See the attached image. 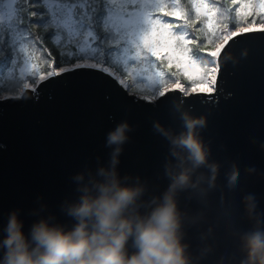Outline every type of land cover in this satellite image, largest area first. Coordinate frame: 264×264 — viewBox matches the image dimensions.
Segmentation results:
<instances>
[{
    "label": "water",
    "instance_id": "1",
    "mask_svg": "<svg viewBox=\"0 0 264 264\" xmlns=\"http://www.w3.org/2000/svg\"><path fill=\"white\" fill-rule=\"evenodd\" d=\"M220 65L216 86L227 96L183 97L171 91L147 101L129 94L107 73L79 68L53 77L35 92L27 91L22 103L0 101V239L13 210H20L26 234L34 222L49 215L71 227L74 221L61 206L79 195L72 177L86 170L95 174L99 166L108 165L106 135L122 121L134 131L128 133L119 158L121 177L139 176L146 182L145 200L161 195L169 183L163 167L169 144L153 125L181 131L174 107L181 103L193 115L207 118L201 136L211 148V159L222 165L218 187L206 197L180 196L181 209L196 219L186 228V242L197 264H239V234L252 227L242 197L255 194L264 211V33L235 37L221 54ZM233 165L239 183L229 192L227 176ZM249 167L256 172L247 173ZM42 204L45 212L30 214ZM207 247L211 251L203 254ZM133 251L130 242L129 254Z\"/></svg>",
    "mask_w": 264,
    "mask_h": 264
},
{
    "label": "clouds",
    "instance_id": "2",
    "mask_svg": "<svg viewBox=\"0 0 264 264\" xmlns=\"http://www.w3.org/2000/svg\"><path fill=\"white\" fill-rule=\"evenodd\" d=\"M174 107L181 131L153 125L169 144V158L163 166L169 183L161 195L145 200L146 182L139 176L121 177L119 158L129 142L128 133L134 131L122 121L106 135L105 146L111 149L108 165L99 166L95 174L86 170L72 177L79 195L61 206L74 221L71 227L49 215L34 222L26 234L20 210L11 211L2 229L0 264H197L186 242V228L196 219L181 209L180 196L206 197L218 187L222 165L211 159V148L201 136L207 118L193 115L181 103ZM260 148L264 150V144ZM245 171L253 174L256 168ZM239 176L233 165L227 176L229 192L237 188ZM241 204L252 227L239 234V264H264V211L253 193L244 195ZM46 210L42 204L30 214L39 216ZM130 242L135 250L131 254ZM210 251L207 247L203 254Z\"/></svg>",
    "mask_w": 264,
    "mask_h": 264
},
{
    "label": "snow or ice",
    "instance_id": "3",
    "mask_svg": "<svg viewBox=\"0 0 264 264\" xmlns=\"http://www.w3.org/2000/svg\"><path fill=\"white\" fill-rule=\"evenodd\" d=\"M190 2L194 17L181 7V0H0V55L11 53L7 68L17 81L15 95H22L23 90L35 92L47 78L78 68L108 73L127 88L114 70L117 66L127 76L136 74L134 79L142 85L139 90L150 93L143 96L148 101L174 90L185 96L213 93L221 54L229 42L243 34L264 33V0H231L232 7L239 5L231 25L232 9L222 11L217 0ZM33 18H39L38 26L52 31V43L62 49L59 68L54 60H45L49 70L44 72L42 64L36 62L39 57L31 47ZM201 20L203 26L196 29ZM189 28L206 32L207 43L190 37ZM193 48L197 49L195 55ZM65 55L68 61L63 60ZM140 63L145 75L135 67ZM2 67L5 65L0 64ZM162 67L177 71L166 77ZM180 76L190 83L189 87L181 83Z\"/></svg>",
    "mask_w": 264,
    "mask_h": 264
},
{
    "label": "trees",
    "instance_id": "4",
    "mask_svg": "<svg viewBox=\"0 0 264 264\" xmlns=\"http://www.w3.org/2000/svg\"><path fill=\"white\" fill-rule=\"evenodd\" d=\"M33 2H35V0H33ZM209 2H212V0H209ZM217 6H220L222 11L224 10V8H231L232 9V11L229 13V23L231 25L232 17L234 16V13H235L236 9H238L239 5L237 4L235 7H232L231 0H217ZM181 7L184 8V10L189 14L190 17H194L193 6H192L190 0H181ZM32 10L37 11L38 9L33 8ZM164 19L165 20H174V18H172V17H164ZM38 20H39V18H33L32 22H31V27H30L31 38L34 40V43L31 47H32V49L35 50L37 56L39 57V59L36 62L38 64H42V71L47 72L49 70L48 66H47V64L43 63V61L54 60L55 61V67L59 68L61 66V61H62V57L60 54L62 49L52 43V41L50 39V36L52 35V31L50 29H44V28H41L40 26H38ZM257 22L259 23V20H257ZM27 23H28V21L26 20L25 24H27ZM177 23H183V22L177 21ZM202 26H203V20H201L200 22H197L195 28L200 29ZM177 31H179V29H177ZM187 31L189 32L190 37H193V36L196 37L198 39V41L202 44L207 43L206 32L193 30L192 28L187 29ZM65 51H67V50L65 49ZM49 53H50V55H49ZM196 53H197V49L193 48V54L195 55ZM199 55L203 56L204 53H199ZM11 58L12 57H11L10 52H7L5 55H0V64L5 65V67L0 68V73L3 74V79L0 80V92H2L4 97H5L3 99H0V101L16 100L17 102L22 103L21 99L23 98L24 94L27 91H31V90H23V94L20 96L15 95V91H16V87H17V81L12 78V76L9 74L10 69L7 68V63L10 62ZM63 60L68 61L67 55H65L63 57ZM72 62H74V60ZM157 64L159 66V62H157ZM135 67H137L138 73L140 75H145L142 72V69L144 67L143 63L135 65ZM114 70L116 71L117 76H119L120 79L125 80V83L128 85V87L126 88L124 85H122L116 77H114L112 75H110V76L113 79H115L117 81V83L119 84V86L123 87L129 94L137 97L138 99L140 98L142 100H145L143 98L144 95L150 94L147 92H141L139 90V88L142 85H139L137 79H134V77L136 76L135 73L133 74V76H127V74L122 72L118 66ZM161 70H163L165 72L166 77H171V73L177 71L175 68H173V69H171V71H169L167 68H163V67L161 68ZM65 73H67V72H64L62 74H65ZM52 79H53V77L47 78L43 82H40L36 86L35 90H37L39 87L42 88V86L44 84H47ZM180 81L185 87L190 86V83L183 76H180ZM174 91H179V90H174ZM168 92H171V91H168ZM215 93H218L217 95L227 96L225 93V90L222 87L220 89L215 88V91L211 94L193 93L192 95L201 94V96L206 98L207 96H214ZM39 94L40 93L37 92L35 94V96L37 97ZM182 94L183 93H181V95ZM182 96L186 97L184 94ZM158 98L159 97H157L151 101H154ZM2 115H3V113H2V111H0V118L2 117Z\"/></svg>",
    "mask_w": 264,
    "mask_h": 264
}]
</instances>
